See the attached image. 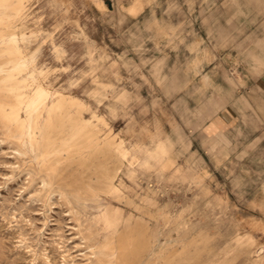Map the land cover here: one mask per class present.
<instances>
[{
  "label": "rangeland",
  "instance_id": "rangeland-1",
  "mask_svg": "<svg viewBox=\"0 0 264 264\" xmlns=\"http://www.w3.org/2000/svg\"><path fill=\"white\" fill-rule=\"evenodd\" d=\"M0 34V264H264V0H0Z\"/></svg>",
  "mask_w": 264,
  "mask_h": 264
},
{
  "label": "bare ground",
  "instance_id": "bare-ground-1",
  "mask_svg": "<svg viewBox=\"0 0 264 264\" xmlns=\"http://www.w3.org/2000/svg\"><path fill=\"white\" fill-rule=\"evenodd\" d=\"M26 1V0H25ZM20 5V4H19ZM18 5V6H19ZM22 6V5H21ZM15 7H17V6H15ZM8 12V11H7ZM7 34H10V31H8V32H6ZM1 36H3V34H0V42H2L3 41V37H2V39H1ZM6 44H8V46L10 47V42L8 43H6ZM12 62H14V60H12V59H10V58H8V59H6L5 61H2V62H0V73H2V72H7V73H10V74H12V73H14V71L15 70H17L18 68H22V67H2L4 64H9V63H12ZM5 80V77L2 75L1 77H0V81H4ZM0 89H1V92H0V99H3V100H7V102L8 103H10V104H12V103H14L15 102V99H17L16 97H15V95L14 94H11V90H12V85L10 84V87H4V86H1L0 87ZM78 99V98H77ZM71 106H72V103H70V102H67L65 99H61V101L56 105V107H55V109H57V114H56V121H55V124L54 125H52L51 126V133H50V135L49 134H47V135H45V142H43V149H44V145H46L47 146V144H54V143H58V140L60 139V137L58 136V134H59V131L61 130L60 129V123L61 122H63V120H64V118H65V116L67 117L69 114L70 115H72L73 114V112L71 111ZM86 107V106H85ZM82 112V111H81ZM45 114H46V111L45 110H42L41 111V113H40V115H41V119H40V124H39V127L41 128V126H42V124L44 123V121H45ZM79 116V115H78ZM69 118H74L73 116H69ZM80 126H83L82 124H80ZM97 126V125H96ZM101 126V125H100ZM43 128V127H42ZM80 128H77V130H79ZM77 133H78V137H81V135L82 134H87V136H88V138L90 139V138H93V136H95L94 134L95 133H92L91 131H87L86 133H84V132H82V131H77ZM3 141V140H2ZM108 144H110L109 142H108ZM90 150V149H89ZM43 151V150H42ZM83 152V151H82ZM68 154H70V153H68ZM79 154V153H78ZM21 155V154H20ZM23 155V154H22ZM25 155V154H24ZM80 155V154H79ZM27 157V156H26ZM21 158V157H20ZM40 158V157H39ZM38 158V159H39ZM127 160V159H126ZM20 161V160H19ZM59 162V161H58ZM138 163V162H137ZM23 164V163H22ZM46 166V165H45ZM33 167V166H32ZM44 167V166H43ZM58 167V166H57ZM132 167V166H131ZM36 168V167H35ZM41 168V167H40ZM37 169V168H36ZM42 169V168H41ZM44 169V168H43ZM55 171V170H54ZM38 172V171H37ZM56 174V173H55ZM53 175V174H52ZM50 177V176H49ZM40 179V178H39ZM45 179V178H44ZM47 181V180H46ZM51 182V181H50ZM51 185V184H50ZM65 185V184H64ZM44 186V185H43ZM84 186H85V184H84ZM49 188H50V186H49ZM47 191V190H46ZM67 191V190H66ZM74 191V190H73ZM69 192V191H68ZM70 193V192H69ZM38 194V193H37ZM101 194V193H100ZM85 195V194H84ZM83 195V196H84ZM72 196V195H71ZM74 196H76V195H74ZM73 196V197H74ZM78 196V195H77ZM66 198V197H65ZM47 199V198H46ZM74 199H76V198H74ZM44 200V199H43ZM46 201V200H45ZM70 201V200H69ZM67 203V202H66ZM71 203V202H70ZM69 204V203H68ZM74 205V204H73ZM69 208H71V207H69ZM73 208V207H72ZM76 208V207H75ZM75 211V210H74ZM99 219V218H98ZM96 221V220H95ZM104 221V220H103ZM114 222H115V220H114ZM105 225V224H104ZM79 229V228H78ZM239 240H241V239H239ZM244 240V239H243ZM249 240V239H248ZM170 241V240H169ZM135 242V241H134ZM237 242H238V240H237ZM239 243V242H238ZM120 244V243H119ZM161 245H163V244H161ZM239 245V244H238ZM248 245V244H247ZM168 247H169V245H168ZM89 248V247H88ZM121 248V247H120ZM119 248V249H120ZM159 249H161V248H159ZM165 249H167V248H165ZM168 250V249H167ZM183 250V249H182ZM164 251V250H163ZM162 251V252H163ZM169 251V250H168ZM174 251V250H173ZM170 252V251H169ZM172 252V251H171ZM239 252V251H238ZM174 253V252H173ZM243 253H244V251H243ZM157 254H159L158 252H157ZM259 254V253H258ZM257 254V255H258ZM161 255H162V253H161ZM167 255V254H166ZM153 256H154V254H153ZM159 256V255H158ZM121 257H122V255H121ZM259 257V256H258ZM261 257H262V255H261ZM155 258V257H154ZM215 258V257H214ZM259 259V258H258ZM161 260V259H160ZM103 261V260H102ZM152 261H154V260H152ZM157 261V260H156ZM155 261V262H156ZM105 262V261H104ZM151 262V261H150ZM154 262V263H155ZM227 262V261H226ZM253 262V261H252ZM262 262V261H261ZM215 263V262H214ZM259 263V262H258ZM257 263V264H258Z\"/></svg>",
  "mask_w": 264,
  "mask_h": 264
},
{
  "label": "crops",
  "instance_id": "crops-1",
  "mask_svg": "<svg viewBox=\"0 0 264 264\" xmlns=\"http://www.w3.org/2000/svg\"><path fill=\"white\" fill-rule=\"evenodd\" d=\"M260 81H261L262 86L264 87V74L262 75Z\"/></svg>",
  "mask_w": 264,
  "mask_h": 264
}]
</instances>
